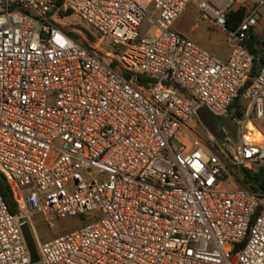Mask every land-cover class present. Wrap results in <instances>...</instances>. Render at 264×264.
Wrapping results in <instances>:
<instances>
[{"label":"built area","instance_id":"2783aa9c","mask_svg":"<svg viewBox=\"0 0 264 264\" xmlns=\"http://www.w3.org/2000/svg\"><path fill=\"white\" fill-rule=\"evenodd\" d=\"M191 4L227 36V59L173 30ZM262 7L0 0V173L18 210L0 197V264H31L21 225L33 213L91 219L39 243L42 264H264V194L232 182L264 166V66L252 76L247 47ZM232 8L244 13L228 29ZM71 16L110 40L129 78L62 29ZM247 82L238 118L230 106ZM200 108L230 114L238 143L172 145Z\"/></svg>","mask_w":264,"mask_h":264},{"label":"rangeland","instance_id":"374dc122","mask_svg":"<svg viewBox=\"0 0 264 264\" xmlns=\"http://www.w3.org/2000/svg\"><path fill=\"white\" fill-rule=\"evenodd\" d=\"M260 12L261 14L255 27V35L259 40H262L264 36V7L260 9ZM65 21H70L71 24L79 27L91 29L85 21L77 19L74 16L68 17ZM172 28L177 33L194 41L218 57L228 50L225 34L212 26L208 20L204 19L197 10L195 4H191L185 10L183 15L173 24ZM98 42L105 48H112L111 42L108 38H99ZM230 111L233 112V109L230 108ZM216 118L218 119L216 122H218L217 125L220 133L221 130H223L225 135L239 137L241 129L240 125L236 123L230 114L225 116H216ZM186 124L190 129L196 128V121L193 117L190 118ZM191 140V135L178 133L173 139H171V144L174 146H179L181 144L189 146L191 144ZM215 143L219 145L216 140ZM262 176L264 179V175ZM232 182L237 186L249 187L241 180H233ZM225 185L229 188L233 187L231 182H226ZM26 221L30 225L37 253L40 260L43 262L44 258L38 249L39 243L80 228L91 222V219L85 215L59 218L48 217L42 213H33L28 217V219H26Z\"/></svg>","mask_w":264,"mask_h":264},{"label":"trees","instance_id":"16d2710c","mask_svg":"<svg viewBox=\"0 0 264 264\" xmlns=\"http://www.w3.org/2000/svg\"><path fill=\"white\" fill-rule=\"evenodd\" d=\"M244 10L240 8H232L226 13V25L228 29H235L239 21L243 17ZM62 29L73 39L79 41L87 50L95 54L100 60L107 63L113 68H118L120 73L129 78L130 72L124 70L119 66L118 61L115 59L116 52L110 51L109 49L103 47L99 42L97 37L85 27H79L77 25H62ZM248 50L253 54L254 61L252 67V76H255L258 71L264 66V36L262 40H259L255 35V30L253 29L249 34L247 41ZM149 80L142 75H135L134 82L138 85H143ZM249 82L239 92V95L234 99L230 108L233 109V116L241 118L243 117L244 110L246 107V101L242 99L241 94L244 88ZM264 166L261 167L257 172H251L246 168H242L241 176L245 184L254 192L264 191ZM0 197L6 202L9 210L16 214L17 203L13 197L11 188L4 176L0 173Z\"/></svg>","mask_w":264,"mask_h":264},{"label":"crops","instance_id":"0c3cea01","mask_svg":"<svg viewBox=\"0 0 264 264\" xmlns=\"http://www.w3.org/2000/svg\"><path fill=\"white\" fill-rule=\"evenodd\" d=\"M189 7V6H188ZM198 10V9H197ZM177 22V21H176ZM222 32V31H221ZM226 36V35H225ZM226 40H227V36H226ZM194 42V41H193ZM195 43V42H194ZM197 44V43H196ZM198 45V44H197ZM227 45H228V40H227ZM200 46V45H199ZM201 47V46H200ZM203 48V47H202ZM205 49V48H203ZM206 50V49H205ZM208 51V50H207ZM229 51H230V48H229V45H228V50H226L224 53L221 54L220 59L222 60H225L227 59L228 55H229ZM210 52V51H209ZM212 53V52H211ZM214 54V53H212ZM215 55V54H214ZM216 56V55H215ZM196 121V128L195 129H190L189 127H187V129H183V130H180L178 133H186V134H189L192 136V138H199L201 141L203 142H206L208 139H211L214 143H215V140L217 141V138H216V134L215 132H213V130H211L203 121L202 119L200 118L199 114H198V110L196 112V115L195 117H193ZM256 128L257 130H259V132L262 133L263 135V138H264V119L260 120V121H257L256 122ZM177 133V134H178ZM220 133V132H219ZM217 133V134H219ZM176 134V135H177ZM175 135V136H176ZM220 135V134H219ZM221 135H222V139H223V142L222 143H218L221 144L222 146H232L234 144H237L238 143V140H239V137H236V136H228V135H225L224 134V131L221 130ZM220 135V136H221ZM174 136V137H175ZM191 145V144H190ZM189 146H186V147H190ZM257 193H262L264 194V191H259ZM27 222V221H26Z\"/></svg>","mask_w":264,"mask_h":264},{"label":"water","instance_id":"95a60500","mask_svg":"<svg viewBox=\"0 0 264 264\" xmlns=\"http://www.w3.org/2000/svg\"><path fill=\"white\" fill-rule=\"evenodd\" d=\"M198 114L200 116V118L202 119V121L211 129L213 130V132H215L216 134V138L217 141L219 143L223 142L222 139V135L221 133H219V128L216 121H218V119L216 118V115L212 114L211 112H209L206 108H200L198 109ZM219 133V134H217ZM224 149L227 151V147L224 146ZM21 230H22V234L24 237V241L26 243L28 252H29V256H30V262L31 264H42L40 257L37 253V249L35 246V242L33 239V235L31 233V229H30V225L28 222H24L21 225Z\"/></svg>","mask_w":264,"mask_h":264},{"label":"bare ground","instance_id":"6f19581e","mask_svg":"<svg viewBox=\"0 0 264 264\" xmlns=\"http://www.w3.org/2000/svg\"><path fill=\"white\" fill-rule=\"evenodd\" d=\"M251 130H254L255 139H260V135L257 133L256 129L253 127L252 124H249Z\"/></svg>","mask_w":264,"mask_h":264}]
</instances>
